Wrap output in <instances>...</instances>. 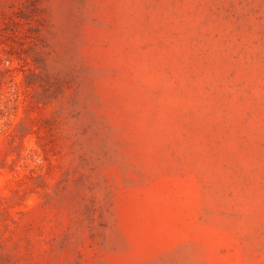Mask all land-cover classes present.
<instances>
[{
    "label": "rangeland",
    "instance_id": "rangeland-1",
    "mask_svg": "<svg viewBox=\"0 0 264 264\" xmlns=\"http://www.w3.org/2000/svg\"><path fill=\"white\" fill-rule=\"evenodd\" d=\"M0 264H264V0H0Z\"/></svg>",
    "mask_w": 264,
    "mask_h": 264
}]
</instances>
